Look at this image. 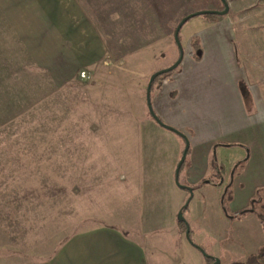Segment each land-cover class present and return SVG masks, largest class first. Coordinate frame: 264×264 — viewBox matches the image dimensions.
I'll return each mask as SVG.
<instances>
[{
  "label": "rangeland",
  "instance_id": "1",
  "mask_svg": "<svg viewBox=\"0 0 264 264\" xmlns=\"http://www.w3.org/2000/svg\"><path fill=\"white\" fill-rule=\"evenodd\" d=\"M225 1L222 15L186 19L178 40L182 62L194 51L191 43L199 47L197 60L190 55L202 71L197 84L216 82L215 70L224 64L225 80L242 101L241 126L214 129L209 118L194 124L175 115L179 126L172 127L169 109L159 118L187 136L177 182H199L190 197L175 182V191L156 185L169 142H184L149 116L145 86L150 74L176 60L178 22L222 10L220 1L80 0L88 9L69 12L77 27V33L69 29L72 44L90 64L54 92L30 91L28 105L3 106L0 264H56L80 259L81 252L77 264H98L99 225L136 232L142 222L170 226L180 194L179 208L188 201L181 218L191 244L177 221L170 231L160 228L147 240L152 264H209L204 255L217 264H264V0ZM159 83L152 84L150 98ZM185 103L178 102L181 112L193 113ZM215 146V156L204 161ZM205 181L223 182L214 188Z\"/></svg>",
  "mask_w": 264,
  "mask_h": 264
},
{
  "label": "crops",
  "instance_id": "2",
  "mask_svg": "<svg viewBox=\"0 0 264 264\" xmlns=\"http://www.w3.org/2000/svg\"><path fill=\"white\" fill-rule=\"evenodd\" d=\"M80 4L84 3L80 0H0V121L5 115L3 106L8 105L10 108H16L28 105L30 103L25 100L24 96L26 94L32 96L30 91L41 89L50 93L54 92L60 85L76 79L78 72L90 64L85 60L82 61V58L79 59V51L75 50L71 32H69L71 29L70 31L73 30L74 33H77V27L71 24L69 12L88 9V7H80ZM81 16L84 15L81 14ZM92 31L90 32L94 34ZM200 53L199 50L198 57H200ZM99 56L100 51L98 50ZM197 64L199 63L191 59L189 55L183 62L181 58L179 66L177 65L180 72L177 68L172 69L166 78L167 81L161 82L154 93H151L152 111L160 118L169 109V117L166 120L172 127L179 126V121L174 118L175 115H185L194 124H199L205 118H209L214 129L240 127L242 124L240 120L243 117L242 101L240 95L239 97L237 95V87L225 80L224 64L215 70L217 81L205 85L197 84V77L202 72ZM250 90L252 89L250 88ZM181 98L186 101L187 106L192 108L193 113L192 111L186 114L185 111L181 112V106L178 105ZM176 105L178 107L174 110ZM197 126L198 130L203 128L201 125ZM185 137L187 136L185 135ZM182 148V144L176 140L169 142L164 160L160 165L163 175L156 176L157 186L162 185V187L173 189L172 186L175 185L174 169ZM188 149L189 145L187 151ZM215 150L216 146L214 152L211 147L207 149L204 161L210 162L212 155L216 154ZM194 165V163L189 164V172H184L186 180H190L189 174ZM198 183L187 182L188 187L191 186V192L195 189L194 187H199ZM202 184L214 188L220 187L217 182L205 181ZM173 191L175 190L173 189ZM152 194L157 197V192ZM178 197L169 212L171 215L170 226L156 225V221H153V226H149L142 222L136 227L137 234L130 227L120 228L111 224L99 225L98 247L97 245L94 247V251H98V264H152V246L147 240L151 234L158 233L160 228L168 231L173 229L177 209L183 196L180 194ZM154 198H149L150 205L154 204ZM249 199L252 197L249 196ZM250 210L249 215H253L254 210L252 208ZM156 218L162 219L160 216L154 219L157 220ZM81 255L82 252L77 257L80 259L76 260L72 258L70 260L57 259L56 264L59 262L77 264L78 261L83 260Z\"/></svg>",
  "mask_w": 264,
  "mask_h": 264
},
{
  "label": "water",
  "instance_id": "3",
  "mask_svg": "<svg viewBox=\"0 0 264 264\" xmlns=\"http://www.w3.org/2000/svg\"><path fill=\"white\" fill-rule=\"evenodd\" d=\"M220 2L222 3V10H219V11H201V12H197V13H191V14H188L186 16H184L179 22L178 24L176 25V27L174 28L173 30V34H172V38H173V41L176 45V48H177V52H178V56L176 58V60L170 64L169 66L167 67H164V68H161L159 70H156L154 71L152 74H150L149 78H148V82L146 84V87H145V104H146V107H147V110H148V113L149 115L151 116V118L157 123L159 124L160 126L166 128V129H169V130H172L173 132H175L176 134H178L182 139H183V142H184V146L182 148V151H181V154H180V157H179V160L178 162L176 163V166H175V169H174V182L176 184V186L178 188H184L188 194H189V197L191 196V188L190 187H187V186H184V185H181L177 182V175H178V170H179V167L181 165V163L183 162L184 158H185V154H186V151H187V148H188V142L186 140V138L184 137V135H182L180 132L176 131L175 129L167 126V125H164L160 120H158V118L155 116V114L153 113L152 111V108H151V105H150V100H149V89H150V85H151V82L153 81L154 77L161 74V73H165V72H168V71H171L172 69H174L178 63L180 62L182 56H183V52H182V49H181V46H180V43H179V40H178V31L181 27V25L183 24V22L192 17L193 15H198V14H203V13H213V14H216V15H222L224 13L227 12L228 10V6H227V2L225 0H220ZM199 53V51H197V54ZM187 202L186 201L181 207H185L187 205ZM176 217L178 219H180L182 217V213H181V209H179L176 213ZM187 234H188V227L187 225H185V231H184V235L185 237H187ZM202 252V250H200ZM205 257H210L213 259V263H217V259L216 258H213L211 256H208V255H204Z\"/></svg>",
  "mask_w": 264,
  "mask_h": 264
},
{
  "label": "trees",
  "instance_id": "4",
  "mask_svg": "<svg viewBox=\"0 0 264 264\" xmlns=\"http://www.w3.org/2000/svg\"><path fill=\"white\" fill-rule=\"evenodd\" d=\"M204 15L206 14L208 17H213L215 14H213V13H203ZM178 39H179V37H178ZM195 43V42H194ZM194 43H191L192 44V46H193V48H194V51H192V52H188V55L190 56L191 54L193 55V57H194V59L195 60H197L199 57H198V54H197V50H198V45L197 44H194ZM179 64V63H178ZM159 70V69H158ZM170 71H168V72H165V73H161V74H159V75H157V76H155L154 77V79H153V81L151 82V85H150V89H149V100H150V91H151V87H152V84H154V82L155 83H159L158 85H160L161 84V78H163V76L164 75H166V74H168ZM146 87V86H145ZM146 105V104H145ZM147 112H148V110H147ZM154 113V112H153ZM149 114V113H148ZM150 116V115H149ZM157 118H158V120H160L159 119V117L157 116V115H155ZM151 117V116H150ZM161 121V120H160ZM179 136V135H178ZM184 160H185V158H184ZM184 160H183V162L181 163V165H180V167H179V170H178V173H179V171H180V169H181V167H182V165L184 164ZM190 188H191V186H190ZM181 189H184V188H181ZM187 206V205H186ZM185 206V207H186ZM185 207H180L179 209H181V213L183 212V209L185 208ZM249 210H250V207H249ZM245 211H248L247 209H245V210H241V212H245ZM237 213V212H236ZM176 223H178V225H179V227H180V229L178 228V231L179 232H182V233H184V231H185V225H187L186 223H185V221H184V219L183 218H180V219H178L177 217H176ZM189 231H190V229L188 228V234H189ZM188 234H187V239L189 240V238H188ZM189 243L191 244V241L189 240ZM193 245V244H192ZM196 248L197 249H199L200 247H197L196 246ZM206 259H208V261H209V264H213V262H211V260H212V258H210V257H206Z\"/></svg>",
  "mask_w": 264,
  "mask_h": 264
},
{
  "label": "built area",
  "instance_id": "5",
  "mask_svg": "<svg viewBox=\"0 0 264 264\" xmlns=\"http://www.w3.org/2000/svg\"><path fill=\"white\" fill-rule=\"evenodd\" d=\"M79 77H81V78L85 77V75H84V72H83V71H81V72L79 73Z\"/></svg>",
  "mask_w": 264,
  "mask_h": 264
},
{
  "label": "flooded vegetation",
  "instance_id": "6",
  "mask_svg": "<svg viewBox=\"0 0 264 264\" xmlns=\"http://www.w3.org/2000/svg\"><path fill=\"white\" fill-rule=\"evenodd\" d=\"M220 1V0H219ZM221 3V2H220ZM221 5H222V3H221ZM223 7V6H222ZM211 262H213V259L211 260Z\"/></svg>",
  "mask_w": 264,
  "mask_h": 264
}]
</instances>
